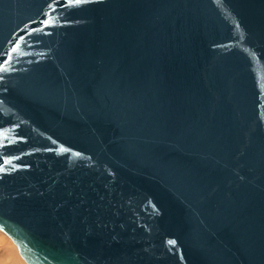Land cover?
Listing matches in <instances>:
<instances>
[{
	"label": "water",
	"instance_id": "obj_1",
	"mask_svg": "<svg viewBox=\"0 0 264 264\" xmlns=\"http://www.w3.org/2000/svg\"><path fill=\"white\" fill-rule=\"evenodd\" d=\"M0 231L25 264H264V0H0Z\"/></svg>",
	"mask_w": 264,
	"mask_h": 264
},
{
	"label": "bare ground",
	"instance_id": "obj_2",
	"mask_svg": "<svg viewBox=\"0 0 264 264\" xmlns=\"http://www.w3.org/2000/svg\"><path fill=\"white\" fill-rule=\"evenodd\" d=\"M2 232V231H1ZM5 235V234H4ZM2 235H0V263L1 264H11L10 262L6 261V257H11L12 259L15 260V254H16V250L14 249V251L11 249V243L5 241L4 238L1 237ZM13 248V247H12ZM18 253V252H17ZM19 255V254H18ZM21 258V257H20ZM9 259V258H8ZM22 259V258H21ZM16 261V260H15ZM17 263H20V261H18ZM25 263V262H24Z\"/></svg>",
	"mask_w": 264,
	"mask_h": 264
},
{
	"label": "rangeland",
	"instance_id": "obj_3",
	"mask_svg": "<svg viewBox=\"0 0 264 264\" xmlns=\"http://www.w3.org/2000/svg\"><path fill=\"white\" fill-rule=\"evenodd\" d=\"M0 235H2L1 237L2 238H4L5 239V241H7V242H10L11 243V249L14 251V249L16 250V247H15V245L12 243V241L6 236V235H4V233L3 232H1L0 231ZM13 247V248H12ZM5 258H6V261L7 262H10L11 264H20V263H17L18 261H20L21 262V264H25L24 263V261L20 258V256L18 255V253H17V250H16V254H15V260L14 259H12L11 257H6V256H4ZM9 258V259H8ZM1 260V259H0ZM1 264V263H0Z\"/></svg>",
	"mask_w": 264,
	"mask_h": 264
}]
</instances>
